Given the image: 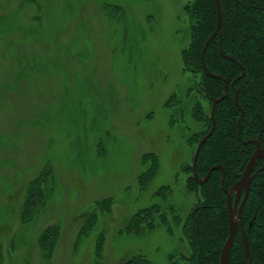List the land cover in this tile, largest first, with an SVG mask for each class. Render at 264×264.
<instances>
[{
  "label": "rangeland",
  "instance_id": "rangeland-1",
  "mask_svg": "<svg viewBox=\"0 0 264 264\" xmlns=\"http://www.w3.org/2000/svg\"><path fill=\"white\" fill-rule=\"evenodd\" d=\"M192 1L0 0V264H47L38 237L49 227L58 230L50 264H121L134 255L184 264L180 225L120 230L140 209L158 205L185 219L197 203L182 171L194 155L189 138L202 129L192 118L203 103L191 90L200 76L183 62ZM147 154L158 170L140 185ZM39 177L36 208L23 216ZM162 187L165 197L155 194ZM104 199L110 211L96 210L97 225L75 241Z\"/></svg>",
  "mask_w": 264,
  "mask_h": 264
},
{
  "label": "trees",
  "instance_id": "trees-1",
  "mask_svg": "<svg viewBox=\"0 0 264 264\" xmlns=\"http://www.w3.org/2000/svg\"><path fill=\"white\" fill-rule=\"evenodd\" d=\"M185 9L189 17L190 42L183 51V62L187 70L200 76V81L191 90L203 102H197L192 109V118L202 125V129L191 135L188 144L195 145L196 149L198 142L209 133L212 128L210 112L213 101L219 99L226 88L224 97L214 107V129L200 149L195 171L202 180L211 168L221 166L224 170L223 185L229 190L241 178L255 150L250 141H258L264 150V1L220 0V32L208 45L203 60L209 73L220 79L206 75L201 61L203 46L217 24L215 0H193ZM242 71L243 76L237 79ZM143 159L149 160L150 164L139 177L140 185L152 180L158 170V159L154 154L144 155ZM192 160L193 156L190 164L182 167V171L188 174L186 189L197 195V203L185 219L172 209L170 216H167L158 205H152L135 212L120 231L139 235L153 229L156 220L166 225L169 232L171 224L180 225L189 249L188 254L179 257L180 260L184 264H219L221 250L228 236L226 196L221 188L222 174L220 170H213L207 181L199 184L192 173ZM255 172L257 175L250 184L241 223L248 239L249 264H264V160L256 164ZM40 177L28 184L23 216L28 215V207L33 205L32 193L39 187ZM168 192V187H162L155 194L165 197ZM43 204L40 200V207ZM111 205V199L97 201L95 209L78 229L75 241L82 239L97 225L99 216L96 210L105 214L110 211ZM103 233L97 236L95 243V250L100 254ZM57 238L58 230L54 227L39 234L38 244L47 264H50ZM244 260L245 249L241 230L238 229L229 262L244 264ZM121 264L149 263L142 255H134ZM171 264L178 263L172 261Z\"/></svg>",
  "mask_w": 264,
  "mask_h": 264
},
{
  "label": "water",
  "instance_id": "water-1",
  "mask_svg": "<svg viewBox=\"0 0 264 264\" xmlns=\"http://www.w3.org/2000/svg\"><path fill=\"white\" fill-rule=\"evenodd\" d=\"M215 4H216V10H217V24H216L215 31L206 40V42L203 46V49L201 52V61H202L203 69H204V72L206 75H208L212 78L220 79L219 76L209 73V71L207 70V68L205 67V65L203 63L204 54H205V51H206L208 45L216 36L219 35V32H220V27H221L220 0H215ZM226 58L232 59L231 57H226ZM243 74L244 73L242 71L241 76H239L237 79H240L243 76ZM225 93H226V88L224 90L223 95L219 99H216L213 101L212 109L210 112V119L212 121V128L209 131V133L198 142V144L196 146V149H195V152L193 155V160H192V173H193L194 178L196 179V181L199 184H204L207 181V179L209 178L211 171H213V170H220L221 171V174H222L221 188H222V190L226 196V210H227V215H228V236H227V239H226V241L223 245V248L221 250L219 264H230V262H229L230 250H231V247L233 244L234 236H235L238 229L241 230L244 249H245L244 264H249L250 255H249L248 239H247L246 234L243 231V227H242V223H241V215H242V211H243V207L245 205L246 199H247L248 194H249L250 184H251L252 180L257 175V172L253 173L254 168L260 160H264V150L260 147V144L258 141H255V140L250 141V143H252L255 146V150H254L252 156L249 158V160H248V162L244 168V171L241 175V178L229 190L225 189V187L223 185V183H224V170L221 166L217 165V166H214L213 168H211V170L208 172L206 177L202 180L198 178L196 171H195L196 160L198 158V154L200 152V149L203 146V144L205 143V141L207 140V138L211 136L213 129H214V119H213L214 118V107L220 100H222ZM235 100H236V96H235ZM241 196H242V199L240 201Z\"/></svg>",
  "mask_w": 264,
  "mask_h": 264
}]
</instances>
